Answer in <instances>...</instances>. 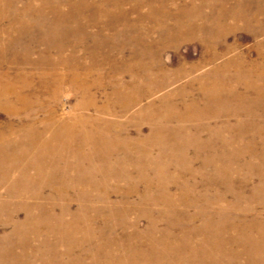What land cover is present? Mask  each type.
Instances as JSON below:
<instances>
[{
    "label": "rangeland",
    "instance_id": "rangeland-1",
    "mask_svg": "<svg viewBox=\"0 0 264 264\" xmlns=\"http://www.w3.org/2000/svg\"><path fill=\"white\" fill-rule=\"evenodd\" d=\"M0 3V70L32 85L26 106L0 107V129L18 117L51 130L110 119L122 143L96 149L81 131L59 141L47 129L43 195L10 199L0 187V264H264V0ZM58 60L77 62L89 90L67 79L56 96L39 89L67 73ZM157 80L159 90L146 84ZM115 82L144 98L120 109Z\"/></svg>",
    "mask_w": 264,
    "mask_h": 264
},
{
    "label": "bare ground",
    "instance_id": "bare-ground-1",
    "mask_svg": "<svg viewBox=\"0 0 264 264\" xmlns=\"http://www.w3.org/2000/svg\"><path fill=\"white\" fill-rule=\"evenodd\" d=\"M1 4V3H0ZM5 6H1L0 5V10L5 9ZM0 18H3V15H0ZM5 50L2 46H0V67L2 66V63H4V59L5 58ZM7 61V59H6ZM56 64H62L65 66V69L67 71L66 74H62V73H58L56 70L52 71L51 73H49V75H52L51 77H48L49 80H44L42 82H40V87H38L39 89H43L45 87H51L52 88V92L51 94L53 96H56L58 93V88H59V84L62 83L64 80H70V81H75L76 83L78 81L81 80H77V76L79 75V66L77 62H74L73 64H68L65 62H62L61 60L58 61H54L51 65L55 66ZM228 65V64H227ZM151 67V66H149ZM154 68V67H153ZM199 68L198 65H196L194 67ZM156 69V71H160V67H156L154 68ZM190 69V68H189ZM188 69V70H189ZM82 70V69H81ZM85 70L87 73V71H90L89 67H85ZM192 70V69H191ZM0 107L1 108H5L7 109V111L10 114H14L15 110L14 107L15 103L20 104V106L22 105V108L24 106H26L28 104V101H30V99L28 98L29 96L24 93V89H30V80L25 79L23 76H21L22 74L19 73L17 74V77L12 76L11 74H8V71H1L0 70ZM185 72V71H184ZM241 73V71H240ZM54 74V75H53ZM163 78H160L161 81H165V82H169L171 81L170 79L172 78V74L168 73L166 74V76H162ZM14 78H18L19 80H15ZM47 77H43V79H46ZM200 79V78H199ZM252 79V78H250ZM98 83H100L101 85L104 84L103 79H97ZM159 80H157L156 82L152 83V82H146L147 85H149L151 83L154 84V88H156L157 90H159L158 87H160V85L162 84V82L160 84H157ZM200 82V81H199ZM217 84L213 85V90L214 91H218L221 88V85L216 81ZM249 83H251V81H249ZM124 83L122 82H115V87L112 91V95L115 96L114 98V103L115 105L119 106L120 109L122 110H129L133 104H137L140 102L141 99L144 98L143 93L141 92V90H135V91H128L127 89L129 88V86L134 85V83L131 85H124ZM77 86L79 88H81L82 91L89 90V84L87 82H81V83H77ZM200 87L202 90L204 91H208V87L207 85H205L204 83L200 82ZM154 88L152 89V92L154 91ZM41 91V90H40ZM85 91V92H86ZM126 94H123L125 93ZM144 92V90H143ZM209 93V92H208ZM178 94V93H177ZM180 94V93H179ZM14 98L12 99L11 98ZM110 97V96H108ZM107 97V98H108ZM171 95L169 93L163 95L159 100L162 102L159 103H163L164 105H166L165 108H170V107H174L175 104L173 103L174 101H172L171 99ZM38 101H42V99H38ZM154 102V101H153ZM152 102V104H153ZM114 103H112V105H114ZM194 104V102H193ZM188 105H192V104H188ZM136 106V105H135ZM158 106V105H157ZM168 109H160V110H155L156 112V118L158 119H162L164 120L165 116L167 113H170ZM19 110V109H18ZM148 111H150V108L148 109ZM150 114V112H149ZM191 115V114H190ZM103 116V115H102ZM194 115H191L190 117H193ZM105 117V116H104ZM19 118V123L21 124L20 126H24V128L22 129V127L20 128V126L18 128H15L14 126V120H9L6 121L3 125V127H1L2 129H0V187L1 186H7L10 189V192L8 194V198L10 199H16V198H25V197H35V198H40V196L43 195V190H42V183H43V178L42 175L44 174H50L51 170H46V166H48V164H45L44 162L42 163L39 159H37V155L36 153L38 151L41 150V148L48 144V142L43 143V141H41V136H43V134L45 132H47V129H49L50 135L52 138H55L57 140H62V138H69L72 137L74 135V131H81L82 133H84L83 135L86 137V140H90L93 143V147L94 148H98V149H104V150H109V149H115L117 146H121L122 143L118 140V137L115 133H112L111 130H113L114 126H117V124H115L113 122V120H98L96 121V118H88L83 120L82 125H80L81 121H77V120H72L71 122H67V124H61L62 126L59 127V130H51L50 128L57 126V124L54 123H36V122H25V119L22 117H18ZM59 118V117H58ZM92 120V121H89ZM95 122H97V124L99 123L101 127H103L102 131H99L98 133L94 132L91 129H88V125L90 124H95ZM79 123V124H77ZM36 126L41 127L40 128H36ZM80 126L84 127L81 130H77V128H79ZM66 128V130H64L63 128ZM156 129V128H155ZM22 130V134L24 137H28L27 140V144L23 145V143H25L22 139H21V143H19L20 141V132ZM115 132V131H114ZM152 132V131H151ZM111 135V136H110ZM113 135V136H112ZM115 135V136H114ZM117 139V140H116ZM18 140V141H17ZM9 141V142H6ZM138 142V141H137ZM95 143V144H94ZM18 145H22V150L21 151H17L16 146ZM2 147H4V149H2ZM59 148V146H58ZM141 149V148H140ZM34 156H35V160H34ZM31 157V158H30ZM30 160H34V161H30ZM58 172V171H57ZM52 173H55V170L52 171ZM59 174H57L58 176ZM59 178H63L62 176H58ZM86 179L84 178H78L77 181L81 182V181H85ZM59 181V180H58ZM54 182V186H55V181ZM63 184V182H62ZM82 185V184H81ZM80 185V186H81ZM67 185H60V187H58V189H63L64 187H66ZM69 188V187H68ZM85 191L82 190L80 193L81 195H84L85 197ZM63 196H65L63 194ZM2 198H0L1 200ZM22 206V203H21ZM25 207H27V210H31L30 206H33L32 203H26L25 205H23ZM69 205L67 204L66 210H69ZM61 209V207H60ZM32 216V215H31ZM83 225V224H82ZM88 226V225H87ZM73 228V227H72ZM76 229V228H75ZM90 231V230H89ZM166 250H164L165 252ZM213 252V250H211ZM159 254V253H157ZM214 254V252H213ZM211 255V254H209ZM158 256V255H157ZM157 256H155L153 259L155 260L157 258ZM158 263H161L158 262Z\"/></svg>",
    "mask_w": 264,
    "mask_h": 264
}]
</instances>
